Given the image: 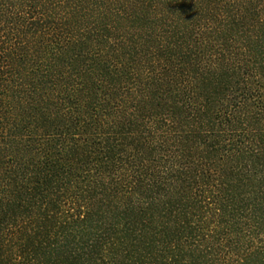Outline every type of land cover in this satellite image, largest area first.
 <instances>
[{"label":"trees","instance_id":"16d2710c","mask_svg":"<svg viewBox=\"0 0 264 264\" xmlns=\"http://www.w3.org/2000/svg\"><path fill=\"white\" fill-rule=\"evenodd\" d=\"M135 5L0 0V264H264V7L161 64Z\"/></svg>","mask_w":264,"mask_h":264},{"label":"rangeland","instance_id":"374dc122","mask_svg":"<svg viewBox=\"0 0 264 264\" xmlns=\"http://www.w3.org/2000/svg\"><path fill=\"white\" fill-rule=\"evenodd\" d=\"M138 1H140L142 5H139ZM169 1L170 3H168V5L160 6L156 9L155 3H153L150 8H145L144 5H146V0H135L136 5L133 9L129 10V13L133 12L135 8L140 10L143 7V12L139 15L140 18L138 20L133 19L127 21L125 20L126 16H122L118 19L120 23L124 22V25L129 29V33H133L134 40L132 43L142 42L143 46L134 49V53H136L138 57H147L149 59L152 57L157 59L160 58L161 64L167 63L166 60L170 58V56L178 58L185 54L186 58L189 55L191 56L190 53L193 52V50L191 52L190 50L193 49L191 48L192 46L194 47V45H192L194 38L190 34V32H194V30L191 31L190 26L191 24L193 26L198 24V22L207 15L206 11L215 9L216 11L222 10L221 13L227 12V14H230L232 17L226 21L230 23L233 19H236V23L241 27L242 24L248 26L252 22V19L257 18V15L260 14V9L264 7V0L261 1L262 4L259 5L257 10L252 7L250 11L247 10L250 7L247 5L248 2L244 4L245 0H234L232 5L226 6L225 8H223L224 3L221 2L222 0ZM124 12L127 13L128 11ZM220 19L224 20L222 14ZM131 21L132 23H130ZM233 23L235 22L233 21ZM231 26H228V29L232 31L233 25L231 24ZM131 30L132 32H130ZM165 31L168 32L167 40L170 42L168 44L169 46L157 43L158 39L155 37L159 34H164ZM183 32L188 33L183 34ZM183 39H185L186 42H184ZM190 59L199 60V58L195 56H192ZM206 60L205 57V61Z\"/></svg>","mask_w":264,"mask_h":264}]
</instances>
